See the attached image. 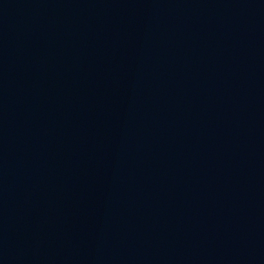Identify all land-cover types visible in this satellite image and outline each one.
Returning <instances> with one entry per match:
<instances>
[{
	"label": "water",
	"instance_id": "1",
	"mask_svg": "<svg viewBox=\"0 0 264 264\" xmlns=\"http://www.w3.org/2000/svg\"><path fill=\"white\" fill-rule=\"evenodd\" d=\"M0 264H264V0H0Z\"/></svg>",
	"mask_w": 264,
	"mask_h": 264
}]
</instances>
